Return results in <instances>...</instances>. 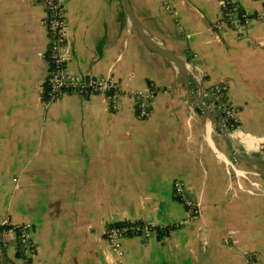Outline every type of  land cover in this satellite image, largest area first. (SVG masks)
Here are the masks:
<instances>
[{"label":"crops","instance_id":"1","mask_svg":"<svg viewBox=\"0 0 264 264\" xmlns=\"http://www.w3.org/2000/svg\"><path fill=\"white\" fill-rule=\"evenodd\" d=\"M62 1L69 70L113 75L126 95L118 111L104 95L45 106V10L0 0V220L32 225L31 264H117L107 227L138 222L173 229L125 239L124 264H264V21L239 40L212 29L219 0ZM235 1L264 10V0ZM224 83L234 133L212 111ZM144 90L153 99L142 120L129 94ZM20 250L13 231L0 261L20 263Z\"/></svg>","mask_w":264,"mask_h":264},{"label":"built area","instance_id":"2","mask_svg":"<svg viewBox=\"0 0 264 264\" xmlns=\"http://www.w3.org/2000/svg\"><path fill=\"white\" fill-rule=\"evenodd\" d=\"M45 10L44 26L49 38L47 59L50 72L45 81L43 103L49 106L60 101L66 94L80 96L104 95L108 99L109 107L113 111L121 108V100L126 95L119 80L113 76L78 75L69 70L70 56L66 51L68 46V24L66 8L62 0H37ZM220 18L212 25L216 32L232 30L237 38L243 40L250 26L255 22L264 21V10L251 15L244 11L235 0H219ZM170 10V8L168 7ZM213 110L219 116L218 123L222 132L234 133L239 125L238 109L228 97V84H220L212 89ZM130 98L134 101L135 111L139 119L145 120L151 116L150 106L153 95L149 90L133 92ZM173 193L178 200L189 210L188 219L195 220L201 216V206L194 200L184 198L183 183L176 181L173 184ZM31 224L13 227L8 219L0 220V247L8 248L11 243V234L17 233L20 243V263L31 264L36 258V243L31 237ZM155 226L144 222L113 223L107 227L106 239L117 264H124L125 250L123 241L127 238H139L148 241L158 238ZM0 264H12L0 261ZM249 264H256L253 257Z\"/></svg>","mask_w":264,"mask_h":264},{"label":"trees","instance_id":"3","mask_svg":"<svg viewBox=\"0 0 264 264\" xmlns=\"http://www.w3.org/2000/svg\"><path fill=\"white\" fill-rule=\"evenodd\" d=\"M157 231H158V237L161 238L162 236L166 235L170 230H172L173 228L171 227H167L166 229H161L156 227Z\"/></svg>","mask_w":264,"mask_h":264}]
</instances>
